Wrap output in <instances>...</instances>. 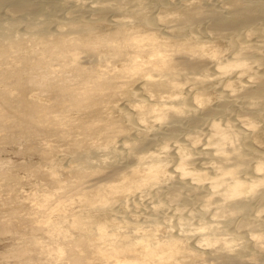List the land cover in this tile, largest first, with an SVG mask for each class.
Instances as JSON below:
<instances>
[{
  "label": "bare ground",
  "instance_id": "bare-ground-1",
  "mask_svg": "<svg viewBox=\"0 0 264 264\" xmlns=\"http://www.w3.org/2000/svg\"><path fill=\"white\" fill-rule=\"evenodd\" d=\"M2 144L0 264H264V0H0Z\"/></svg>",
  "mask_w": 264,
  "mask_h": 264
},
{
  "label": "rangeland",
  "instance_id": "rangeland-1",
  "mask_svg": "<svg viewBox=\"0 0 264 264\" xmlns=\"http://www.w3.org/2000/svg\"><path fill=\"white\" fill-rule=\"evenodd\" d=\"M0 149H2V151L0 150V158H10L13 161H19V162H22L24 160L21 155L20 156L15 155L14 153L15 150H18L17 146L9 145V144H2L0 145Z\"/></svg>",
  "mask_w": 264,
  "mask_h": 264
}]
</instances>
